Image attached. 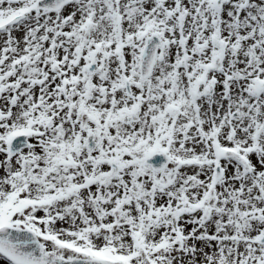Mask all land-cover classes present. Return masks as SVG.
<instances>
[{"label":"snow or ice","instance_id":"6c2138e0","mask_svg":"<svg viewBox=\"0 0 264 264\" xmlns=\"http://www.w3.org/2000/svg\"><path fill=\"white\" fill-rule=\"evenodd\" d=\"M0 264H264V0H0Z\"/></svg>","mask_w":264,"mask_h":264}]
</instances>
